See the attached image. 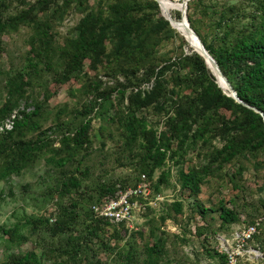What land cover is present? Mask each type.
<instances>
[{
    "label": "rangeland",
    "instance_id": "1",
    "mask_svg": "<svg viewBox=\"0 0 264 264\" xmlns=\"http://www.w3.org/2000/svg\"><path fill=\"white\" fill-rule=\"evenodd\" d=\"M124 1L136 6L134 18H143L129 46L115 59L107 34L99 61L85 60L79 71L65 77L68 59L62 48L76 37L79 19L89 11L105 13L114 0H0V109L19 101L30 111L38 108L24 125L0 134V264L28 253L38 264H144L145 247L155 242L157 264H225L217 241L234 252V264H264V147L244 151L219 167L211 160L220 147L216 139L187 151L182 161L168 158L148 178L152 193L120 223V234L89 216L88 207L102 198L105 188L139 183L144 151L139 140L126 137V115L134 110L161 137L189 95L174 78L188 72L183 58L193 52L189 39L161 20L153 0ZM166 1L170 10L160 6L162 14L180 22L176 12L183 0ZM228 5L244 14L253 10L247 0L186 1L188 25L205 45L213 37L218 13ZM39 30L46 33L42 40ZM28 48H34V58L28 57ZM158 86L163 90L155 98ZM135 95H146L150 102L136 108ZM8 115L0 114V121ZM85 118H91L90 129L75 147L72 133ZM25 142L33 144L32 156L18 172L6 173L14 150ZM206 164L210 172L198 192L180 193L177 170ZM167 170L166 182L155 191L159 172ZM70 177L78 188L64 193L61 184ZM174 202L180 205L177 214ZM219 204L238 221L222 225ZM49 218L55 221L49 223ZM257 218V233L242 242L240 231ZM36 219L41 223L33 228L29 223ZM61 221L64 229L58 233ZM6 230H15L12 240L2 233Z\"/></svg>",
    "mask_w": 264,
    "mask_h": 264
},
{
    "label": "trees",
    "instance_id": "2",
    "mask_svg": "<svg viewBox=\"0 0 264 264\" xmlns=\"http://www.w3.org/2000/svg\"><path fill=\"white\" fill-rule=\"evenodd\" d=\"M247 1L253 7L252 12L248 14L240 13L234 6L229 5L218 13L213 37L207 45L198 32L192 27L189 28L199 38L203 48L213 59L236 97L264 116V0ZM154 2H151L152 7H156L157 2H155L156 4ZM164 4L169 11L170 6L165 2ZM134 7L136 6L133 3L114 0L105 13L89 11L84 14L76 25V37L69 40L62 48L68 59L63 75L66 77L79 71L85 60L93 64L98 62L104 51L103 45L107 34L113 41V57L118 58L129 46L131 36L138 34L142 27L143 18H134L131 13ZM157 7L159 9L158 4ZM159 13L161 16L160 9ZM178 15L179 17L176 19L180 20V14L178 13ZM161 18L166 25L175 30L168 21L162 16ZM243 20H247V22H241ZM38 35L42 40L46 33L39 30ZM33 49H27L29 58L35 57ZM183 62L188 72L182 77L174 78L177 83H181L178 84L179 86L189 90V95L174 110L172 117L168 120L166 131L161 137H157L154 131L147 128L146 122L134 115V110H131L124 120L123 129L126 137L131 141L139 140L142 145L144 152L138 169L139 178L143 175L149 183V187L148 178L154 170L164 164L165 160L178 157L179 161H182L187 151H194L199 144L202 146L213 139L220 143L219 149L213 150L211 159L212 162H217V167L231 162L244 151H256L264 147V124L261 117L251 109L245 108L223 95V91L221 92V88L217 87L213 76L196 53L192 52L185 56ZM158 87L160 88L155 89V98L159 97L162 89L161 86ZM117 93L122 95L120 90H117ZM133 101L137 103L136 108L143 107L150 102L146 95L141 98L139 95H135ZM17 103L3 106L0 109V114L8 115L12 111L11 109L17 106ZM221 110L228 113V117L221 114ZM37 112V107L28 112H20L14 122L13 129L5 134L24 125L26 120L35 116ZM90 125L91 118H85L73 131L71 136L73 146L81 145L88 134ZM32 145V143L25 142L18 147L17 151L14 150L13 160L4 167L6 173H16L23 167L25 161L34 152ZM209 166L210 164H206L201 168L191 167L187 170H177L176 176L180 193H197L204 177L210 172ZM168 176V170L159 172L153 189L158 191L159 186L166 182ZM61 186L63 192L68 193L71 189L78 188V182L75 178L70 177ZM117 188L121 187L105 188L102 198L91 205H98L113 197ZM90 206L87 212L91 218H95L90 212ZM171 207L174 213L180 212L179 203L174 202ZM262 207H264V202H262ZM204 211L201 209V213ZM217 218L222 225H231L238 221L236 214L222 204L217 207ZM95 219L120 234L119 226L121 224ZM40 223V220L36 219L30 221L29 224L36 228ZM64 223V221L60 222V225L55 228L56 232H63L62 224ZM2 233L12 240L15 230H6ZM158 247L156 242L145 247L144 264H157ZM10 264L38 263L34 254L28 253L21 257H12Z\"/></svg>",
    "mask_w": 264,
    "mask_h": 264
},
{
    "label": "built area",
    "instance_id": "3",
    "mask_svg": "<svg viewBox=\"0 0 264 264\" xmlns=\"http://www.w3.org/2000/svg\"><path fill=\"white\" fill-rule=\"evenodd\" d=\"M24 102H18L15 109H13L9 115L0 121V134H5L13 129L14 122L19 116V113L24 111L28 112ZM150 196L149 183L146 181L143 175L139 178V183L134 187L117 188L113 197L98 205H91L90 212L93 217L108 221L112 224H120L127 222L133 212H137L142 208V203L146 201ZM55 220L48 219L49 223H53ZM261 219L257 218L250 224H247L240 231V238L242 242L249 241L256 233ZM216 251L223 255L225 264L235 263V254L231 250H226L222 247V244L217 241Z\"/></svg>",
    "mask_w": 264,
    "mask_h": 264
},
{
    "label": "water",
    "instance_id": "4",
    "mask_svg": "<svg viewBox=\"0 0 264 264\" xmlns=\"http://www.w3.org/2000/svg\"><path fill=\"white\" fill-rule=\"evenodd\" d=\"M154 1V0H153ZM186 1L188 0H184L182 1L181 3V6H182V12H181V15L183 17V21H184V26H185V29L186 31L192 36V38L195 40L196 44H197V49H193V52L196 53L204 62L205 66L207 67V69L209 70V72L211 73V75L213 76L214 78V82L215 84L217 85V87L220 89L217 81H216V78H215V74H217L222 82L227 86L230 94H225L222 92V90L220 89V91L222 92L223 95H225L226 97H229L231 98L234 102H236L237 104H240L241 106L245 107V108H248V109H251L253 112L257 113L261 119H262V122L264 124V116L262 115L261 112L253 109V108H250L248 107L246 104H244L243 102H241L235 95V92L233 91V89L230 87V85L228 84V82L225 80V78L222 76V74L219 72L215 62L213 61V59L208 55V53L205 51V49L203 48L199 38L194 34V32L189 28V25H188V22H187V19H186V15H185V9H186ZM215 73V74H214Z\"/></svg>",
    "mask_w": 264,
    "mask_h": 264
},
{
    "label": "bare ground",
    "instance_id": "5",
    "mask_svg": "<svg viewBox=\"0 0 264 264\" xmlns=\"http://www.w3.org/2000/svg\"><path fill=\"white\" fill-rule=\"evenodd\" d=\"M154 1L157 2L158 6H159V9H160V12H161L162 9H163L164 12H168V9H167V7H166L165 4H164V2L167 3L166 0H154ZM183 1H184V0H183ZM159 3H160V5H159ZM181 3H182V1H181ZM167 4H168V3H167ZM168 5H169V4H168ZM160 6H161L162 9L160 8ZM178 7H179L178 13L181 15V12H182V6L179 5ZM177 9H178V8H177ZM185 10H186V9H185ZM164 15H165V14H164ZM164 15H163L162 12H161V16H162L166 21H168L170 25L173 24L183 36H185L186 38L189 39V42H190L191 48L197 49V44H196L195 40L192 38V36H191V35L186 31V29H185L184 21H183V17L180 16V22H176L175 20H173L172 18L168 17L167 15H166L167 17H165ZM185 41H186V40H185ZM214 74H215V73H214ZM215 78H216V81H217L219 87L222 89L223 93H225V94H230V92H229L227 86L222 82L221 78H220L217 74H215Z\"/></svg>",
    "mask_w": 264,
    "mask_h": 264
}]
</instances>
